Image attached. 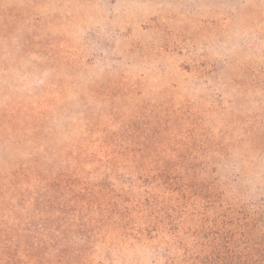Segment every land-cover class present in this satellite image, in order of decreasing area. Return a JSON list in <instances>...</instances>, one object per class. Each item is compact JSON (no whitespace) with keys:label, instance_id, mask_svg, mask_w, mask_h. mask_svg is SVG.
I'll use <instances>...</instances> for the list:
<instances>
[{"label":"rangeland","instance_id":"1","mask_svg":"<svg viewBox=\"0 0 264 264\" xmlns=\"http://www.w3.org/2000/svg\"><path fill=\"white\" fill-rule=\"evenodd\" d=\"M187 124L179 138L264 202V0H0V177L84 150L97 182L102 133L173 140ZM74 232L93 264H152Z\"/></svg>","mask_w":264,"mask_h":264},{"label":"trees","instance_id":"2","mask_svg":"<svg viewBox=\"0 0 264 264\" xmlns=\"http://www.w3.org/2000/svg\"><path fill=\"white\" fill-rule=\"evenodd\" d=\"M187 127L173 140L123 145L102 133L97 182L82 174L84 150L54 170L37 159L12 165L0 177V264H93L86 247L70 245L76 228L86 245L146 250L152 264H264V202L222 179L219 161L198 156L194 140L179 138ZM118 166L128 174L112 178Z\"/></svg>","mask_w":264,"mask_h":264}]
</instances>
